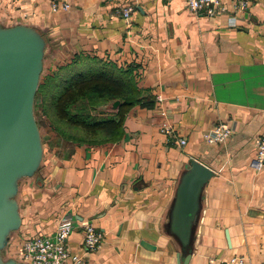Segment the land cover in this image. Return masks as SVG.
<instances>
[{"label":"crops","instance_id":"1","mask_svg":"<svg viewBox=\"0 0 264 264\" xmlns=\"http://www.w3.org/2000/svg\"><path fill=\"white\" fill-rule=\"evenodd\" d=\"M67 1L52 11L49 0H0V22L44 34V76L63 80L102 63L134 82L137 99L94 109L119 116L115 136H70L46 123L39 169L19 179L22 220L7 254L69 214L102 231L94 250L82 248L77 225L67 236L81 264H178L177 251L180 264L186 253V264H236L227 262L234 254L264 264V164H251L264 131V0L233 19L229 10L207 14L184 0ZM225 119L235 121L231 134L206 142L201 131ZM164 123L185 142L163 133ZM190 158L213 174L200 187L184 248L168 221Z\"/></svg>","mask_w":264,"mask_h":264},{"label":"water","instance_id":"2","mask_svg":"<svg viewBox=\"0 0 264 264\" xmlns=\"http://www.w3.org/2000/svg\"><path fill=\"white\" fill-rule=\"evenodd\" d=\"M45 46L44 34L34 25L0 22V264H27L16 256L4 257L2 249L22 220L16 197L19 179L33 175L43 155L34 101ZM212 174L207 165L190 158L176 186L168 222L184 248H188L200 187ZM176 256L180 264L179 251Z\"/></svg>","mask_w":264,"mask_h":264},{"label":"built area","instance_id":"3","mask_svg":"<svg viewBox=\"0 0 264 264\" xmlns=\"http://www.w3.org/2000/svg\"><path fill=\"white\" fill-rule=\"evenodd\" d=\"M253 0H184L191 10H204L207 14H213L229 10L233 16L244 11ZM67 0H49V8L52 11L67 9ZM132 6L127 4L119 9L122 16L129 15ZM233 23V21H232ZM161 131L168 136H173L177 143L183 144L185 138L177 134L169 123L161 126ZM235 129V121L232 119L219 120L201 131L202 138L206 142H218L225 139ZM254 168L259 169L264 164V131L255 136L254 155L251 161ZM77 225L82 234V248L94 250L99 248L102 240V231L90 220L81 218L74 222L69 214H63L52 233L36 232L26 234L17 247L15 256L27 264H81L83 256L69 251L66 238ZM227 262L236 264H251L242 255H232Z\"/></svg>","mask_w":264,"mask_h":264},{"label":"trees","instance_id":"4","mask_svg":"<svg viewBox=\"0 0 264 264\" xmlns=\"http://www.w3.org/2000/svg\"><path fill=\"white\" fill-rule=\"evenodd\" d=\"M52 78L54 81L57 75L40 74L39 83H45L46 92ZM60 82L62 84L55 89L50 88L47 95L53 99V110L58 118V123H53L54 127L59 133L67 132L70 136H115L119 116L113 117L99 109L98 112L104 114L101 116L93 112L94 109L113 99L126 104L137 99L134 82L124 74L123 79H120L118 74L102 63H97L95 69L74 71Z\"/></svg>","mask_w":264,"mask_h":264},{"label":"rangeland","instance_id":"5","mask_svg":"<svg viewBox=\"0 0 264 264\" xmlns=\"http://www.w3.org/2000/svg\"><path fill=\"white\" fill-rule=\"evenodd\" d=\"M44 70L45 69H42V76L44 75V72H45ZM55 75H57V79H55L53 81L54 78H52L49 81V89L50 88L55 89V87H59L62 84L60 82V80L58 79L59 75L58 74H55ZM45 88L46 87H45L44 82L42 84H40V83L38 84V88H37V91L35 94V101H34V114H35L36 120H37L38 125H39L41 137L42 136L44 137V135H46L48 133L47 129H46V123L47 122L49 124H52V125H53V123H58V118H56L55 111L53 110V107H54L53 103H52L53 99L51 98V96L47 95L48 93L46 92ZM49 89L47 91H49ZM106 107H108V105H106ZM100 115L101 116L104 115L103 112L100 113ZM38 169H39V167H38ZM38 169L36 171H38ZM2 255L4 257L9 256L6 252L5 247L2 249ZM16 256H17V254H16Z\"/></svg>","mask_w":264,"mask_h":264}]
</instances>
